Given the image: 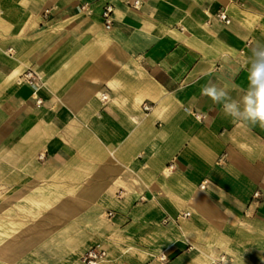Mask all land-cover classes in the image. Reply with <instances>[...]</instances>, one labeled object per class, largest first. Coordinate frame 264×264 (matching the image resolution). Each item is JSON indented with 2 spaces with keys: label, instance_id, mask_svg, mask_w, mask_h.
I'll return each instance as SVG.
<instances>
[{
  "label": "crops",
  "instance_id": "obj_1",
  "mask_svg": "<svg viewBox=\"0 0 264 264\" xmlns=\"http://www.w3.org/2000/svg\"><path fill=\"white\" fill-rule=\"evenodd\" d=\"M257 42L264 0H0V186L51 188L52 256L89 206L101 264H264V126L222 107Z\"/></svg>",
  "mask_w": 264,
  "mask_h": 264
},
{
  "label": "rangeland",
  "instance_id": "obj_2",
  "mask_svg": "<svg viewBox=\"0 0 264 264\" xmlns=\"http://www.w3.org/2000/svg\"><path fill=\"white\" fill-rule=\"evenodd\" d=\"M142 109L147 111L143 108V104ZM49 189L51 188L36 187L30 182H28V186H0V264H70L67 258L69 249L65 253L60 250V257L52 256L50 253L53 234L57 233L58 235L61 231L59 225L67 220L57 218L58 225L52 223L53 211L50 202H36L34 198L36 194L33 195L35 190L42 193ZM84 210H87L86 217H84L85 212L83 211L79 213V219L68 220L72 221L79 230L84 231L89 241L81 253L90 246L99 244L103 246L102 244H105L107 239L94 237V235L100 234L99 225L96 224L98 218H94L90 214L89 206ZM54 213L56 214V211ZM103 213L107 218L113 216L108 210H104ZM53 227L55 229H52ZM64 231L66 235L64 234L63 237L67 238L70 232L69 228L65 227ZM61 237L60 235L59 238ZM66 246L67 248L72 247L71 242ZM54 247L55 249L62 248L63 244L59 243ZM117 252L119 249H116L115 253Z\"/></svg>",
  "mask_w": 264,
  "mask_h": 264
},
{
  "label": "clouds",
  "instance_id": "obj_3",
  "mask_svg": "<svg viewBox=\"0 0 264 264\" xmlns=\"http://www.w3.org/2000/svg\"><path fill=\"white\" fill-rule=\"evenodd\" d=\"M257 45L251 47L246 65L248 86L245 96L239 102H228L222 107L225 115L233 120L264 126V43L257 42ZM202 92L214 102L226 95L215 86L209 87L207 83L202 86Z\"/></svg>",
  "mask_w": 264,
  "mask_h": 264
},
{
  "label": "built area",
  "instance_id": "obj_4",
  "mask_svg": "<svg viewBox=\"0 0 264 264\" xmlns=\"http://www.w3.org/2000/svg\"><path fill=\"white\" fill-rule=\"evenodd\" d=\"M137 4V1H134V5ZM112 13H113V8L111 5H106L104 6L103 10H102V19H103V23L105 28H110V25L112 23L113 17H112ZM214 18L217 19L218 21L224 22V23H229L230 19L227 16L226 12L224 9H220L218 10L215 14H214ZM24 77L27 80H33L34 76L32 74V72H26L24 74ZM30 82V81H29ZM143 108L145 110H148L149 106L146 104H143ZM204 183L203 182L200 187H204ZM258 193L255 192L254 196H257ZM188 213L186 212L183 215H187ZM107 256L106 251L104 249H102L99 246H91L88 249H86L80 256V261L82 264H98L100 261H102L105 257ZM162 260V259H161ZM166 259L163 258L162 261H164Z\"/></svg>",
  "mask_w": 264,
  "mask_h": 264
},
{
  "label": "bare ground",
  "instance_id": "obj_5",
  "mask_svg": "<svg viewBox=\"0 0 264 264\" xmlns=\"http://www.w3.org/2000/svg\"><path fill=\"white\" fill-rule=\"evenodd\" d=\"M102 97L105 98L106 96H105V95H102ZM38 157H43V153L39 154ZM102 249H103V248H102ZM105 251H106V250H105ZM106 254H107V256H108L107 251H106ZM76 256H77V258H76V260H75L76 263H77V264H81V261H80V258H79V257H80V256H79V253H78ZM76 256H75V257H76ZM107 256H106L102 261H100L98 264H101V263L105 262L106 260H108V259H107ZM163 258L166 259V256L163 255V254L160 255V260H161V259L163 260ZM74 259H75V258H74Z\"/></svg>",
  "mask_w": 264,
  "mask_h": 264
}]
</instances>
